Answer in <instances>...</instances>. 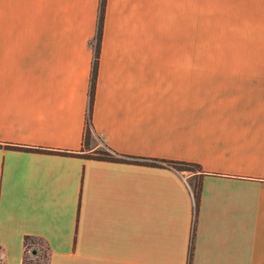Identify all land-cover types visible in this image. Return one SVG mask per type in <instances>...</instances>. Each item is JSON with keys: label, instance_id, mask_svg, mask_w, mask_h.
Segmentation results:
<instances>
[{"label": "crops", "instance_id": "1", "mask_svg": "<svg viewBox=\"0 0 264 264\" xmlns=\"http://www.w3.org/2000/svg\"><path fill=\"white\" fill-rule=\"evenodd\" d=\"M98 7L0 0V258L264 264V0H104L82 146Z\"/></svg>", "mask_w": 264, "mask_h": 264}, {"label": "trees", "instance_id": "2", "mask_svg": "<svg viewBox=\"0 0 264 264\" xmlns=\"http://www.w3.org/2000/svg\"><path fill=\"white\" fill-rule=\"evenodd\" d=\"M103 4L104 0H99V7H98V15H97V22H96V31L94 35V53H93V60H92V66L90 71V82L88 87V101H87V109H86V123L82 134V146H86L89 140V137L91 136V124H90V108H91V100H92V93H93V82H94V74H95V68H96V58H97V50H98V43H99V37H100V30H101V21H102V11H103ZM23 148H35L39 149L38 147H30V146H19ZM61 152L64 153H77V154H83L86 156H94V157H100L105 159H111V160H131V161H142V162H154L153 159L150 158H143V157H136L131 156L127 154H122L120 152H117L116 150H113L105 143H102L100 147L95 148L90 153H78V152H72V151H65L62 150ZM171 166L176 168L177 170H187V171H198L196 174L193 173L191 177L187 180L188 185L190 186L192 198L194 201V204H196L199 194V188H200V170L199 166L190 161H184V160H167ZM22 261L21 264H48L47 261V246L43 243L41 238L33 235H24L22 239ZM34 249V252H31V250ZM26 252L28 253L26 256ZM26 257H28L26 259Z\"/></svg>", "mask_w": 264, "mask_h": 264}, {"label": "built area", "instance_id": "3", "mask_svg": "<svg viewBox=\"0 0 264 264\" xmlns=\"http://www.w3.org/2000/svg\"><path fill=\"white\" fill-rule=\"evenodd\" d=\"M94 42H95V39L93 38L92 39V43L94 44ZM0 264H4V262H3V260L0 258Z\"/></svg>", "mask_w": 264, "mask_h": 264}, {"label": "rangeland", "instance_id": "4", "mask_svg": "<svg viewBox=\"0 0 264 264\" xmlns=\"http://www.w3.org/2000/svg\"><path fill=\"white\" fill-rule=\"evenodd\" d=\"M100 146H101V145H100ZM185 171H187V170H185ZM187 178L189 179V177H187ZM187 178H186V179H187ZM27 254H28V253L26 252V256H27ZM27 258H28V257H26V259H27Z\"/></svg>", "mask_w": 264, "mask_h": 264}, {"label": "water", "instance_id": "5", "mask_svg": "<svg viewBox=\"0 0 264 264\" xmlns=\"http://www.w3.org/2000/svg\"><path fill=\"white\" fill-rule=\"evenodd\" d=\"M31 252H34V249H33V250H31Z\"/></svg>", "mask_w": 264, "mask_h": 264}]
</instances>
